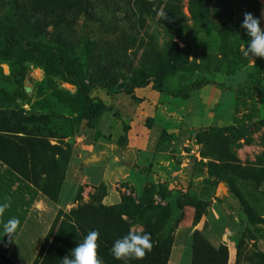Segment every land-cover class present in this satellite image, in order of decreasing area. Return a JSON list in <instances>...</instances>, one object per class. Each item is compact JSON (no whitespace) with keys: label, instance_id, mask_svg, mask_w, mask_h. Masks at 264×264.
<instances>
[{"label":"rangeland","instance_id":"374dc122","mask_svg":"<svg viewBox=\"0 0 264 264\" xmlns=\"http://www.w3.org/2000/svg\"><path fill=\"white\" fill-rule=\"evenodd\" d=\"M144 5L0 0V43L64 49L105 105L89 122L75 85L0 57V159L55 196L40 264L93 230L102 264H264V58L240 27L245 12L264 27V0ZM129 231L151 249L116 260ZM35 236L0 239V264H32Z\"/></svg>","mask_w":264,"mask_h":264},{"label":"crops","instance_id":"0c3cea01","mask_svg":"<svg viewBox=\"0 0 264 264\" xmlns=\"http://www.w3.org/2000/svg\"><path fill=\"white\" fill-rule=\"evenodd\" d=\"M5 199L9 201L10 206L0 220L6 221L10 217H16L19 224L11 237L0 231V239L12 241L10 245L13 246L14 241L21 238L28 240L31 234H36V257L55 217V203L0 159V201ZM10 245H0V251L5 249L2 253L6 256L14 253Z\"/></svg>","mask_w":264,"mask_h":264},{"label":"clouds","instance_id":"9594fccd","mask_svg":"<svg viewBox=\"0 0 264 264\" xmlns=\"http://www.w3.org/2000/svg\"><path fill=\"white\" fill-rule=\"evenodd\" d=\"M240 27L248 37L247 48H244L243 55L249 57L251 54L254 57L264 58V27L261 26L260 18L245 12ZM9 206L7 199L0 201V217ZM18 224L19 220L16 217H10L0 223V231L11 237ZM97 237L98 233L95 230L89 231L79 243H76L69 254L61 259V264H102L96 256ZM151 246L148 233L129 231L127 235L116 239L109 251L116 260L140 259L145 255L146 250L151 249Z\"/></svg>","mask_w":264,"mask_h":264},{"label":"trees","instance_id":"16d2710c","mask_svg":"<svg viewBox=\"0 0 264 264\" xmlns=\"http://www.w3.org/2000/svg\"><path fill=\"white\" fill-rule=\"evenodd\" d=\"M132 1L134 4H138L140 9L145 7V0ZM142 14L144 16H149L148 12H143ZM0 57L4 59H13L21 67L28 62H35L41 65L45 75L59 76L75 85L77 88V99L82 106V114L89 122L95 123L105 109L103 103L93 101L89 97V86L81 74L79 65H77L75 61L72 60L73 58L69 57L62 48H52L47 44L39 43L29 44L23 39L5 37L0 43ZM48 198L53 201L55 196L48 194ZM54 221L52 222L49 231L52 229ZM48 233L46 237L48 236ZM46 237L43 240L39 251L43 250ZM38 254L32 264L41 263L38 259Z\"/></svg>","mask_w":264,"mask_h":264}]
</instances>
